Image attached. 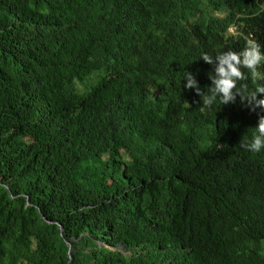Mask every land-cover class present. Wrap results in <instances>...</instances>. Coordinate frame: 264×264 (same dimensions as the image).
<instances>
[{
  "label": "trees",
  "instance_id": "trees-1",
  "mask_svg": "<svg viewBox=\"0 0 264 264\" xmlns=\"http://www.w3.org/2000/svg\"><path fill=\"white\" fill-rule=\"evenodd\" d=\"M262 6L0 0V264H264V110L183 87Z\"/></svg>",
  "mask_w": 264,
  "mask_h": 264
},
{
  "label": "clouds",
  "instance_id": "clouds-1",
  "mask_svg": "<svg viewBox=\"0 0 264 264\" xmlns=\"http://www.w3.org/2000/svg\"><path fill=\"white\" fill-rule=\"evenodd\" d=\"M201 58L204 62L214 65L213 72L209 75L211 86L208 87L207 93L201 90L192 73L185 72L183 80L187 82L183 87L195 89L204 107L211 108L217 98L221 104L234 103L239 95L241 101H247L253 111L257 108L264 110V98H257L259 95H264V84L258 83L264 80V73L258 71L264 63V52L255 40H248L245 48L240 52L228 50L217 54L215 58L203 53ZM243 69L248 70L253 84L256 85L255 90L247 95H244V91L247 90L246 84H241L238 88V82L249 79V75H246ZM256 133L250 142L242 139L240 147L256 153L264 149V115L259 117Z\"/></svg>",
  "mask_w": 264,
  "mask_h": 264
},
{
  "label": "water",
  "instance_id": "water-1",
  "mask_svg": "<svg viewBox=\"0 0 264 264\" xmlns=\"http://www.w3.org/2000/svg\"><path fill=\"white\" fill-rule=\"evenodd\" d=\"M69 247H71V245H69ZM69 256H70V258H71V261L73 260V258H72V250H71V248H70V250H69Z\"/></svg>",
  "mask_w": 264,
  "mask_h": 264
},
{
  "label": "rangeland",
  "instance_id": "rangeland-1",
  "mask_svg": "<svg viewBox=\"0 0 264 264\" xmlns=\"http://www.w3.org/2000/svg\"><path fill=\"white\" fill-rule=\"evenodd\" d=\"M232 32V31H231Z\"/></svg>",
  "mask_w": 264,
  "mask_h": 264
}]
</instances>
